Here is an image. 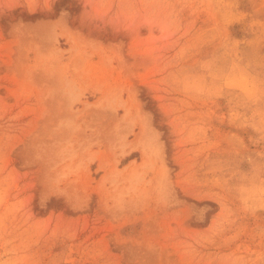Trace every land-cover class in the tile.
Returning <instances> with one entry per match:
<instances>
[{
    "label": "rangeland",
    "instance_id": "rangeland-1",
    "mask_svg": "<svg viewBox=\"0 0 264 264\" xmlns=\"http://www.w3.org/2000/svg\"><path fill=\"white\" fill-rule=\"evenodd\" d=\"M0 264H264V0H0Z\"/></svg>",
    "mask_w": 264,
    "mask_h": 264
}]
</instances>
